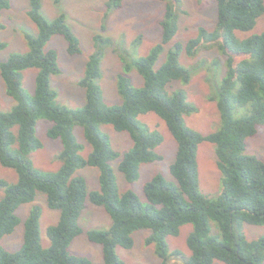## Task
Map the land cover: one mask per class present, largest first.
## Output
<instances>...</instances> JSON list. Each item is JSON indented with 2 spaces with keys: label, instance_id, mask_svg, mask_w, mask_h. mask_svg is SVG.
<instances>
[{
  "label": "trees",
  "instance_id": "16d2710c",
  "mask_svg": "<svg viewBox=\"0 0 264 264\" xmlns=\"http://www.w3.org/2000/svg\"><path fill=\"white\" fill-rule=\"evenodd\" d=\"M59 1V0H57ZM180 0H166L160 21L161 38L150 51L131 62L124 61V71L136 68L142 83L134 86L125 72L118 75L121 101L106 104L98 85L99 60L102 49L86 64L79 84L85 90V103L68 107L56 101L49 77L58 72L56 53L44 48L54 34L67 41L70 54L81 51L76 35L63 13L52 20L40 12L41 0H29L27 15L36 24L35 34L25 33L27 49L13 52L0 63V74L6 93L14 103L8 110L0 108V162L16 171L17 180L7 183L0 198V238L13 231L20 222L16 212L24 203L33 202L37 193L45 196L51 209L59 210L56 223L46 229L49 245L40 238L41 207L33 204L23 222V240L15 251L0 244V264H92L91 260L72 254V239L83 232L80 215L86 201L103 206L110 217L108 228L86 231L88 240L101 245L103 264H126L116 247L133 246L132 233L148 229L145 244H154L158 264H177L169 251L166 237L177 235L181 225L192 224L186 238L190 253L181 256L184 264H263L264 235L249 239L244 224L264 225V157L245 152L247 138L264 124V31L245 37L237 32L251 30L264 14V0H215L217 19L213 29L199 27L196 36L185 45L174 42L167 49L164 62L156 65L164 46L173 40L178 29L177 4ZM122 0H107L109 9L121 6ZM9 0H0L1 11L9 8ZM3 24L0 20V29ZM103 32L94 35L99 42ZM206 45L215 46L224 56L225 72L212 96L220 114V126L207 134L187 127L183 115L194 110L181 89L169 90L173 80L189 81L191 72L179 62L184 49L195 55ZM5 43L0 41V49ZM37 68L35 88L28 94L22 87V71ZM234 109H243L240 115ZM152 111L166 124L176 142V153L169 171L174 181L156 173L143 185L146 202L127 189L120 191L112 167L119 159L118 169L129 183L139 177L141 163L161 157L155 148L162 140L158 131L149 130L137 115ZM39 118L52 122L47 134L59 138L61 161L55 171L35 167L30 152L41 146L35 134ZM110 124L117 131H126L131 146L122 154L115 151L100 124ZM80 126L89 144L85 149L74 134ZM15 129V132L13 130ZM214 144L217 167L221 173V193L209 197L199 191L196 151L202 141ZM85 166L98 169L99 187L88 190L85 178L76 171ZM210 222L216 231L212 233Z\"/></svg>",
  "mask_w": 264,
  "mask_h": 264
},
{
  "label": "rangeland",
  "instance_id": "374dc122",
  "mask_svg": "<svg viewBox=\"0 0 264 264\" xmlns=\"http://www.w3.org/2000/svg\"><path fill=\"white\" fill-rule=\"evenodd\" d=\"M107 0H41V14L48 20L54 19L63 13L66 22L76 35L81 51L70 54L67 49V41L60 34H54L45 44L46 50L53 49L56 53L58 72L51 74L49 84L55 93L57 102L68 107H80L85 103V90L79 84L86 70L87 62L102 49L99 60L100 76L98 85L102 91L103 101L106 104H115L121 101L118 92V75L125 72L134 86L142 83V77L136 68L132 67L124 71V61L131 62L138 56L147 54L161 38L160 21L164 13L166 0H122L121 6L109 9ZM9 8L1 11L0 41L5 47L0 49V63L13 52H24L27 49L25 33L35 34L36 24L27 15L29 0H9ZM178 29L173 40L164 46L156 65L165 61L167 49L174 42L183 45L196 36L199 27L213 29L217 19V7L215 0H180L177 4ZM264 31V14L258 19L256 25L248 31H239V37H245ZM104 33L103 40L97 42L94 35ZM179 62L187 67L191 76L188 82L183 83L173 80L168 89H181L186 95L194 110L183 115L187 127L202 134L210 133L220 126V114L216 101L212 96H217L218 86L225 72V58L213 45H206L198 50L195 55H189L184 49L179 53ZM37 68L29 67L22 71V87L31 94L35 88V76ZM14 101L6 93V86L0 74V108L8 110ZM243 113V109H234L235 115ZM138 121L149 130L158 131L162 137L161 142L155 148L160 159L153 162L141 163L139 177L129 183L124 174L118 169L119 159L111 164L116 175L120 191L133 190L142 202H146L143 185L156 173H161L166 179L174 181L169 167L176 153V142L167 128L165 122L154 112L149 111L137 115ZM52 122L46 118H39L35 124V134L40 140L41 146L32 152L29 157L35 167L43 171H55L61 164L58 154L61 150L59 138H51L47 131ZM100 130L108 136L113 149L120 154L125 152L132 144V140L126 131H117L110 124H100ZM16 128H13L15 132ZM74 134L79 143L85 147L81 151L86 155L89 144L83 137L80 126H75ZM245 152L258 158L264 157V124H260L257 132L247 138ZM198 187L199 191L209 197L215 198L221 193V173L217 167L215 146L209 141L198 144L196 151ZM82 175L87 183V189L99 187L98 169L85 166L76 171ZM0 180L13 183L17 180L14 168L4 166L0 162ZM4 187L0 185V198ZM41 207L40 238L41 244L46 247L50 241L46 234L49 225L56 223L59 210L47 206L45 196L37 193L33 202L21 204L16 212L20 222L13 231L0 238V244L9 251L17 250L23 240V222L33 204ZM80 225L83 232L75 236L69 251L72 254L83 256L91 260L92 264H103L101 245L88 240L86 231L93 228H108L110 217L103 206L86 201L80 215ZM212 233L216 231L214 222H210ZM192 230L191 223L181 225L177 235L166 237L169 251L178 250L181 255H173L172 260L177 264H184L181 256H187L190 251L186 244V238ZM243 230L249 238L264 235V225L244 224ZM150 234L148 229H137L132 233L133 246L125 248L117 245L116 252L126 264H158L154 244H145V237ZM213 264H224L215 260ZM264 264V261H263Z\"/></svg>",
  "mask_w": 264,
  "mask_h": 264
}]
</instances>
